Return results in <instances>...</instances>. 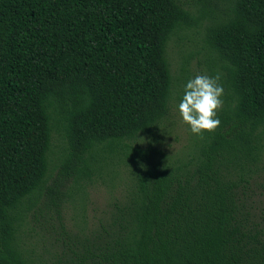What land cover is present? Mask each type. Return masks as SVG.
<instances>
[{
    "label": "trees",
    "instance_id": "16d2710c",
    "mask_svg": "<svg viewBox=\"0 0 264 264\" xmlns=\"http://www.w3.org/2000/svg\"><path fill=\"white\" fill-rule=\"evenodd\" d=\"M204 25L224 92L213 133L174 160L142 147L190 80L170 43ZM264 0H0V264H264ZM128 168L99 230L63 207ZM57 214L50 247L33 223Z\"/></svg>",
    "mask_w": 264,
    "mask_h": 264
},
{
    "label": "rangeland",
    "instance_id": "374dc122",
    "mask_svg": "<svg viewBox=\"0 0 264 264\" xmlns=\"http://www.w3.org/2000/svg\"><path fill=\"white\" fill-rule=\"evenodd\" d=\"M187 1L192 2V0ZM204 31V25L198 29H191L174 38L170 43L169 56L174 73L179 72L183 57L186 56L189 60L190 79L196 75L213 76V65L204 48ZM178 105L177 100L170 118L155 135L157 143L152 137L145 136L142 147L152 144L174 160L188 157L197 136L192 134L189 126L182 122ZM120 168V176L115 181H112L110 177L97 179L86 187L85 194L79 199V204L72 201L65 204L62 215L69 231L77 232L84 228L94 231L99 230L101 224H105L110 212L114 209V204L127 192L128 168L126 166ZM250 195L252 205L260 216L264 213V164L260 166L255 182L252 183ZM32 225L35 241L41 247H50L57 238L63 239L57 214L53 209L44 210Z\"/></svg>",
    "mask_w": 264,
    "mask_h": 264
},
{
    "label": "clouds",
    "instance_id": "9594fccd",
    "mask_svg": "<svg viewBox=\"0 0 264 264\" xmlns=\"http://www.w3.org/2000/svg\"><path fill=\"white\" fill-rule=\"evenodd\" d=\"M220 79L219 73L215 76L196 75L186 83L178 105L182 122L201 139L205 133L215 132L221 123L217 117L223 105L224 89L219 83Z\"/></svg>",
    "mask_w": 264,
    "mask_h": 264
}]
</instances>
